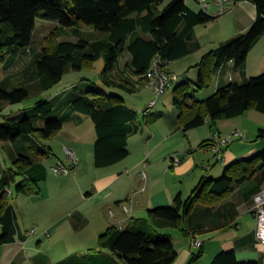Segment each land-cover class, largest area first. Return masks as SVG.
Here are the masks:
<instances>
[{
    "label": "trees",
    "instance_id": "obj_1",
    "mask_svg": "<svg viewBox=\"0 0 264 264\" xmlns=\"http://www.w3.org/2000/svg\"><path fill=\"white\" fill-rule=\"evenodd\" d=\"M0 0V62L22 48L31 51V62L22 71L21 79L14 75L0 81V142L7 153H13L10 165L0 159V245L14 241L16 213L7 199L5 189L15 185L24 189L25 176L35 162L29 155L33 146L47 155L42 139H50L62 128V118L55 110L71 105L89 116L96 139L93 146L94 164L108 166L128 155L129 134L138 131L137 113L118 94L107 93L88 81L73 84L63 94L38 99L29 109L4 115L1 102L20 103L33 92L40 93L58 84L69 70L94 67L102 59L107 86L133 93L145 85L143 74L153 58L159 56L166 66L189 54L187 38L196 25L214 21L217 15L205 10H192L184 0ZM233 3L241 0H231ZM256 17L249 30L206 52L197 63L195 88L208 87L216 70L233 61L242 67L247 55L264 34V0H253ZM54 21L57 26L40 49L32 46L36 19ZM83 27L92 28L96 37L82 35ZM61 28L77 37L75 41L59 40ZM134 33V34H133ZM136 33V34H135ZM125 54L129 59L121 64ZM86 80V79H85ZM172 102L179 109L178 122L184 131L208 123L217 131V122L254 109L264 114V73L242 83L230 82L219 87L203 100L195 99L189 81L176 84ZM145 123L160 117L150 111ZM42 122H44L42 124ZM133 123V129L129 123ZM256 138H264L259 128ZM33 146H28V144ZM211 146V139L199 143V148ZM30 152V154H29ZM264 185V149L247 159H238L224 168L218 178L203 176L190 194L178 193L172 205L147 210L145 217L132 218L126 227L109 226L98 236L97 248L83 254H71L56 264H171L177 252L169 235L162 229H180L195 238L198 235L235 225L238 215L232 202L218 204L237 185L246 180ZM108 250L109 254L105 253ZM203 255L200 248L193 252L187 264ZM210 264H264L259 260L239 261L233 250L218 252Z\"/></svg>",
    "mask_w": 264,
    "mask_h": 264
},
{
    "label": "crops",
    "instance_id": "obj_2",
    "mask_svg": "<svg viewBox=\"0 0 264 264\" xmlns=\"http://www.w3.org/2000/svg\"><path fill=\"white\" fill-rule=\"evenodd\" d=\"M184 1L194 11H198L197 7L201 6L197 0ZM224 7L225 10L220 12L219 0H207V8L203 9L202 6L198 8L217 15V18L207 24L194 26L192 34L187 38L189 54L166 65L167 71L182 76L180 82L189 81L191 94L197 100L205 99L219 87L230 82L242 83L252 76L264 73L263 34L249 51L242 67H236L230 60L216 70L208 87L200 90L195 88L198 77L196 65L200 58L217 45L245 34L256 17L253 0H241L236 3L229 0ZM213 22L222 24L219 33L214 34L213 39H209L208 35V38H204L206 34L204 31ZM83 30L81 29V32L84 36L86 32ZM87 30L91 38L97 36L91 29ZM63 31L77 39L73 32L69 33L67 29L61 28V32ZM203 49H207L206 52H202ZM191 55L195 56L196 60L190 64L185 60ZM125 58L127 61L129 55L125 54ZM30 62L29 48H22L16 54L8 55L2 61L3 69L7 70L2 79L19 72H12L10 68L21 64L22 68H26ZM141 88L151 93L147 100H152L153 88L146 85ZM65 91L67 90L58 93L63 94ZM172 96L173 94L168 101L166 100L167 102H160L163 107L150 111L160 114L158 119L150 123H145L144 114L141 117L126 103L137 113L136 119L141 126L138 131L129 134L127 139L129 153L119 162L97 167L94 164L93 153V169L89 168L87 173L81 169L75 174L76 179L72 180L73 178L68 177L70 173L58 175L60 173L53 170L52 173L47 171L46 161H35L24 176L27 178L24 183L26 184L28 180L30 182L24 189L18 190L15 201L10 202L17 216L16 233L14 241L0 245V264H56L60 260H57L59 257L71 255L69 252L72 251L73 245L69 243L74 242L75 238L79 240L83 237L82 239H89V243L97 244L98 236L107 227L112 225L126 227L132 218L145 217L150 208L172 205L178 193L183 198L187 197L203 176L218 178L227 164L238 159L250 158L264 149V138H256L258 129L264 128V124H259L264 123L263 113L257 111L258 114L252 111L254 109H249L237 117L221 119L217 122V131L211 129L208 123L184 131L178 122L180 109L173 104ZM146 107L147 105L142 106V112ZM59 109L66 111L64 117L59 116L63 121L62 127L64 123L70 124L71 130L74 131L86 122L87 115H78L71 105ZM128 125L133 129L132 122ZM144 126L148 128L149 139L142 143L139 149L131 148V139L142 131ZM235 130L240 134L233 135L231 142L221 147L223 161H217L211 146L198 147L201 141L211 139L215 133L225 136ZM236 140L241 141L234 143ZM0 148L2 165L9 166L11 161L5 155L4 143L0 142ZM69 149L76 155L74 148ZM6 154L9 159L13 156V153L7 151ZM78 156L82 157L80 153ZM210 156H215V161L210 162ZM217 162L221 165H216ZM205 164L210 165L209 169L204 168ZM50 167L52 169V166ZM86 176L88 179L82 182V178ZM16 179L18 181L20 178ZM32 182L36 186V192L27 187ZM263 187L264 185L259 186L253 179L246 180L224 196L218 204L232 202L236 205L238 215L235 225L196 236L202 241L198 248L191 246V236L182 233L180 229H162L163 234L171 237L177 252L171 264H187L192 253L200 248L203 255L192 264H210L218 252L230 250L235 252L239 261L264 262V245L255 235L256 218L253 210V196ZM12 188L13 185L10 195L14 192ZM128 199H131V205L128 211H124L123 206L127 204ZM63 205L74 208L69 211L58 210ZM88 225H91L90 229L82 231ZM173 229L175 231L171 233ZM80 249L81 251L70 253L83 254V250H86ZM105 253L109 254L108 250H105ZM120 263L124 264L122 261Z\"/></svg>",
    "mask_w": 264,
    "mask_h": 264
},
{
    "label": "rangeland",
    "instance_id": "obj_3",
    "mask_svg": "<svg viewBox=\"0 0 264 264\" xmlns=\"http://www.w3.org/2000/svg\"><path fill=\"white\" fill-rule=\"evenodd\" d=\"M169 0H165L162 4L161 7H163L166 3H168ZM199 5V4H198ZM195 8V7H194ZM201 8V6L197 7V10ZM221 23L220 22H213L210 23V25L208 26V28L204 31L205 36L204 38H208L207 35L209 36V39H213L214 34L217 35L221 29ZM57 26V23L54 21H50V20H45L43 18L38 17L36 19V25H35V30L32 36V46L35 49H40L43 45H45V39H47L48 35L50 34V32ZM82 29H84L83 31L86 32V38H91V35L88 32L87 29H91L92 31H94L92 28L89 27H83ZM47 37V38H46ZM72 40L74 41L75 38H72L71 35H68L67 32H62L59 40ZM205 42V41H204ZM206 43H204L205 45ZM208 46V45H207ZM218 46V45H217ZM207 49H203L202 52H206ZM195 56L191 55L188 56V58L185 60L187 62L193 63L195 62ZM126 61L125 56L122 58L121 64L123 65V63ZM18 65L10 68V70H12V72H16V75L14 76L15 78H13V80L16 79H21L22 77H20L22 75V71L25 68H22V64ZM28 66V65H27ZM104 67V62L102 59H99L95 62L94 67L87 69L84 68L82 70H69L64 76L63 79L56 84L53 88L46 90V91H42L40 93H36L33 92V90L30 88V94L29 96L23 100L20 103H8V102H1V107H2V111L1 113L4 115H8L9 113H17L23 109H29L31 108L35 102L38 99L44 98V99H49L50 97L53 96H57L60 91H64V90H69L73 84H79V83H85L88 81H91L93 83H95L99 88H102L104 90H106L107 93H111V94H118L120 96H122L125 100V102L132 106V108L134 110H136L138 112V114L142 117V106L147 105V103H149V100H147V98L149 97V94H151L149 91H145L142 88L138 89L137 91L130 93L124 90H121L119 88L113 87V86H107L105 83V79L109 78L111 75H109V77H106L104 73L101 74L102 70ZM22 68V69H21ZM7 74V70L5 71L3 69V64L2 62H0V80H2V77ZM23 79V78H22ZM86 79V80H85ZM182 76L179 75V80L182 81ZM177 80L176 82H174V84L172 85L171 88L167 89L165 91L164 94L157 96L154 95L151 97V99H155L157 98V105L155 104L153 107L149 108V111H155L157 108L159 107H163L164 105H162V103L160 102H167L169 100V98L171 97L172 91L174 89V87L176 86V84H178L180 81ZM59 92V93H58ZM52 95V96H51ZM196 96H198V93H196ZM167 100V101H166ZM255 113H258L256 110H252ZM78 115H84L80 112L75 111ZM66 111H62V109H56L54 114L52 115L53 118L55 117H64L65 116ZM259 114V113H258ZM88 116H86V122H83L81 124V127L77 130H71V125L64 123L65 125L54 135L52 136L50 139H42L40 142L43 144V147L47 150L50 149L49 153L47 155H42L40 153H38V148L37 146H33L30 143L28 144V146H33V149H31V153L29 152V156L33 158L34 161H46V164L48 165L47 167V171H52L50 166H54L57 163H64V164H68V158H67V154L65 151V148H74L76 155L78 157L79 160V156L78 154L80 153L82 155V157L80 158L79 164L76 166L75 169H73L70 174H68L69 178H73L72 180L76 179V173H78L81 169H83L84 171H86V173L89 171L90 169H93V145L94 141L96 139V133L93 127V122L90 120V118H87ZM4 119L2 116H0V122H2ZM44 122H42L43 124ZM259 124H264L262 122H260ZM145 127V126H144ZM143 127V130L140 131L136 136H134L131 139V148H137L139 149L140 146H142L141 144L144 143L145 141H147L148 138V128ZM61 131V132H60ZM143 134V136H141ZM250 136V135H249ZM251 137V136H250ZM241 140H236L234 141V143H237ZM232 146V143L230 144V147ZM1 148H0V153H1ZM4 150V149H3ZM6 150V149H5ZM5 155L7 157L8 160H10L6 154ZM212 155V154H211ZM11 161V160H10ZM211 161H215V156H210V162ZM221 165L220 163H216V165ZM50 167V170L48 169ZM219 167V166H218ZM224 168V166H223ZM53 173V171H52ZM83 173V172H82ZM58 175H63V174H58ZM20 179L19 180H23L24 177H22L21 175L18 176ZM87 176L85 178H82V182H84L86 180ZM88 179V178H87ZM18 180V181H19ZM28 182H30L28 180ZM28 182H26V184H28ZM27 187L32 188L35 192H36V186L34 185V182L29 183V185H27ZM13 195L7 194V199L9 202H14L15 201V196L17 195L18 189L15 187V185H13L12 188ZM76 202V201H75ZM74 207H76L75 204ZM74 207H66V205H63L61 207L58 208V210L60 211H69L72 210ZM91 227V225H88L87 227L84 228V230L82 231H87L89 230ZM173 231H175L174 229L172 230L171 233H173ZM162 233H164V230H161ZM83 237H81V239H76L74 240V242L69 243V245H73L71 247L72 251H81L80 248L86 249L83 250L84 252L89 251L92 248H96L98 246V241L97 244L94 243H89V239H82ZM76 244V245H75ZM79 248V249H78ZM70 251V252H72ZM69 254H76L75 252L70 253ZM83 252V253H84ZM67 254V255H69ZM66 255H63L61 257H59L57 260H62L64 259ZM64 257V258H63ZM67 257V256H66ZM62 258V259H61ZM59 260V261H60Z\"/></svg>",
    "mask_w": 264,
    "mask_h": 264
},
{
    "label": "built area",
    "instance_id": "obj_4",
    "mask_svg": "<svg viewBox=\"0 0 264 264\" xmlns=\"http://www.w3.org/2000/svg\"><path fill=\"white\" fill-rule=\"evenodd\" d=\"M197 2L203 7V9L207 8V0H197ZM229 0H219L220 12L225 10L224 5L228 4ZM143 78L146 81L145 85L152 87L156 97L163 94L167 89L171 88L174 82L179 80V75L174 72H169L166 69V66L163 64L161 58L159 56H155L148 67V69L143 74ZM156 104V99L150 100L147 104L146 109H144L143 114L146 115L149 112V108L153 107ZM240 134L238 131H232L230 134L225 136H220L218 133H215L211 138V148L216 154L217 161H223L222 157V146L227 145V143L231 142L232 136ZM68 164L57 163L52 167V170L55 173L68 174L70 173L78 164V159L75 153L69 149L65 148ZM210 165L205 164L204 168L209 169ZM144 176V173L143 175ZM7 194L11 193L10 189H5ZM131 205V199L127 200V204L123 206L124 211L129 210V206ZM253 210L256 218V227H255V235L257 240L264 245V187L261 188L255 195L253 196ZM34 231V230H33ZM32 231V232H33ZM202 245V241L195 237L192 239L191 246L193 248H198Z\"/></svg>",
    "mask_w": 264,
    "mask_h": 264
}]
</instances>
